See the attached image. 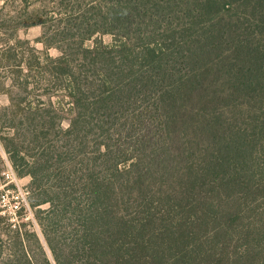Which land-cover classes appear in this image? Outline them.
<instances>
[{"label": "trees", "instance_id": "trees-1", "mask_svg": "<svg viewBox=\"0 0 264 264\" xmlns=\"http://www.w3.org/2000/svg\"><path fill=\"white\" fill-rule=\"evenodd\" d=\"M1 1L0 264H264V0Z\"/></svg>", "mask_w": 264, "mask_h": 264}, {"label": "rangeland", "instance_id": "rangeland-1", "mask_svg": "<svg viewBox=\"0 0 264 264\" xmlns=\"http://www.w3.org/2000/svg\"><path fill=\"white\" fill-rule=\"evenodd\" d=\"M4 2H0L2 5ZM9 9H5L8 11ZM6 13V12H5ZM14 12H11V15H14ZM42 34V27L41 26H34L29 28L21 29L18 32L20 38L24 40H29L35 45L39 50H45L41 43H37V39L40 38ZM100 39L104 41L106 44H110L112 42V37L110 35H102ZM89 45L92 44V41L88 42ZM2 50V42H0V75L4 76V70L2 66L6 64L5 59H3V54L1 53ZM49 53L52 56H57L58 51L54 48L49 50ZM3 81V85L0 84V110L9 104V96L6 93V88L8 87V83L6 80L0 78V82ZM5 86V87H4ZM67 126V123H65ZM4 135L1 125H0V208L1 213L0 216L4 215L10 217L12 222L18 221L20 218V214H24V221L33 225L34 231H37L39 236L41 237L42 241L44 242L45 248L52 258L51 252L47 247L44 237L41 232V228L37 221L34 218V210L28 205L27 198H26V187L28 186L31 178L29 176L26 177H19L18 174L13 169L7 152L4 148L3 140L1 139ZM41 208L46 209L48 205H44ZM1 223V220H0ZM3 224V223H2ZM4 226V224H3ZM1 227V226H0Z\"/></svg>", "mask_w": 264, "mask_h": 264}]
</instances>
